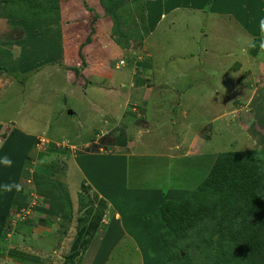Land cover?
Segmentation results:
<instances>
[{
  "label": "rangeland",
  "instance_id": "1",
  "mask_svg": "<svg viewBox=\"0 0 264 264\" xmlns=\"http://www.w3.org/2000/svg\"><path fill=\"white\" fill-rule=\"evenodd\" d=\"M177 1H146L149 35L130 49L98 0H60L55 22L0 19V157L13 161L0 185L23 186L0 191V264H65L74 245H90L78 264H166L161 203L198 187L219 153L264 148V0ZM35 173L66 187L72 211L37 197ZM85 217L98 230L80 237Z\"/></svg>",
  "mask_w": 264,
  "mask_h": 264
},
{
  "label": "trees",
  "instance_id": "2",
  "mask_svg": "<svg viewBox=\"0 0 264 264\" xmlns=\"http://www.w3.org/2000/svg\"><path fill=\"white\" fill-rule=\"evenodd\" d=\"M98 1L103 15L112 20L113 36L123 48L142 44L148 37L147 0ZM62 7L60 0H0V19L25 25L29 20L30 23L55 22L59 21ZM88 12L94 15L89 17L91 24L102 14L92 9ZM93 32L91 28L77 51L82 66L87 64L84 51L93 43ZM76 43L77 40L72 41L71 45ZM115 141L104 139L103 142L115 146ZM33 180L37 197L59 202L72 211L73 201L62 183L38 173L33 175ZM176 196L164 200L159 212L152 215L164 246L171 251L166 264H189L186 262L189 256L182 255L187 247L203 251L202 261L196 264H264V148L219 153L205 180L195 189ZM100 205L103 209L107 207L104 201ZM78 227L80 237L93 234L97 221L81 218ZM183 241L187 244L185 249L180 245ZM81 246L86 252L90 245H74L64 259L65 264H78Z\"/></svg>",
  "mask_w": 264,
  "mask_h": 264
},
{
  "label": "clouds",
  "instance_id": "3",
  "mask_svg": "<svg viewBox=\"0 0 264 264\" xmlns=\"http://www.w3.org/2000/svg\"><path fill=\"white\" fill-rule=\"evenodd\" d=\"M259 28L261 32V41L259 43V49L261 51V54H264V18H261L259 21ZM251 47H256V44L253 42ZM13 161L12 159L4 155L3 157H0V165H3L4 167H12ZM23 190V186L21 184L16 183L15 181L5 183L3 185H0V191L4 193H11L13 191L19 193Z\"/></svg>",
  "mask_w": 264,
  "mask_h": 264
},
{
  "label": "crops",
  "instance_id": "4",
  "mask_svg": "<svg viewBox=\"0 0 264 264\" xmlns=\"http://www.w3.org/2000/svg\"><path fill=\"white\" fill-rule=\"evenodd\" d=\"M170 1L174 4V7H176V8L173 7V9H177V8H178V1H177V0H170ZM234 1H237L236 4H238L240 0H234ZM167 4H168V3H167ZM167 4H165V5H167ZM171 9H172V7H171ZM174 12H175V10H174ZM119 156H121V158L124 157L123 155H119ZM122 156H123V157H122ZM101 195H102V194H101ZM108 201H109V198H108ZM110 205H111V203H110Z\"/></svg>",
  "mask_w": 264,
  "mask_h": 264
},
{
  "label": "water",
  "instance_id": "5",
  "mask_svg": "<svg viewBox=\"0 0 264 264\" xmlns=\"http://www.w3.org/2000/svg\"><path fill=\"white\" fill-rule=\"evenodd\" d=\"M70 114H73L72 111L70 112ZM185 253H182V255H184Z\"/></svg>",
  "mask_w": 264,
  "mask_h": 264
}]
</instances>
